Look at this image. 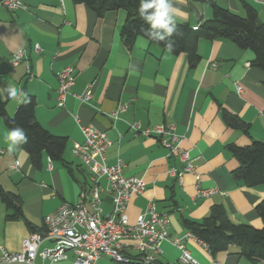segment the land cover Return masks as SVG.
I'll use <instances>...</instances> for the list:
<instances>
[{
  "label": "crops",
  "instance_id": "obj_1",
  "mask_svg": "<svg viewBox=\"0 0 264 264\" xmlns=\"http://www.w3.org/2000/svg\"><path fill=\"white\" fill-rule=\"evenodd\" d=\"M14 1L20 7L0 4V96L10 115L18 103L7 97L6 87H18L34 97L36 120L67 138L66 164L44 155L42 167L36 169L21 146L8 154L5 135L10 129L0 118V184L19 195L22 209V217L7 219L0 201V247L18 251L32 229L44 232V216L63 202H76L87 175L78 160L73 163L66 155H73L74 143L84 140L82 128L90 126L110 141L105 163L120 160L125 176L141 177L146 183L145 190L128 201L129 223L153 202L167 215L170 239H181L199 264H264L241 256L235 245L213 258L202 242L185 236L188 231L182 224L183 218L198 221L212 205L222 204L232 222L262 225L255 206L264 197V184L248 187L236 181L232 171L238 161L227 149L229 144L246 146L264 140V71L251 65L253 52L223 38L199 39V60L191 67L186 54H173L140 36L126 46L120 34L126 19L123 9L98 16L87 4L74 0ZM212 2L239 15H245L246 2L264 23V5L255 0H172L174 20L194 27L212 17ZM18 50H23L24 58L12 64V54ZM65 67L73 68L75 79L64 105L58 106L56 74ZM236 85L241 86L239 93ZM87 86L92 94L82 103L75 95ZM120 105H126L125 110L111 119L110 113ZM223 110L246 123L248 133L228 126ZM133 123L149 129L172 126L199 179L186 173L178 184L167 170L179 167V161L168 155L156 135L131 129ZM197 189L213 192L196 196ZM103 209H110L107 199ZM160 250L159 263L183 264L178 260L180 250L170 241H162ZM33 264L74 263L68 252L66 259L56 262L36 256ZM96 264L138 263H118L103 254Z\"/></svg>",
  "mask_w": 264,
  "mask_h": 264
},
{
  "label": "built area",
  "instance_id": "obj_2",
  "mask_svg": "<svg viewBox=\"0 0 264 264\" xmlns=\"http://www.w3.org/2000/svg\"><path fill=\"white\" fill-rule=\"evenodd\" d=\"M255 1L264 5V0ZM0 4L8 9L20 7L14 0H0ZM38 49L39 46L35 45V50ZM23 58V50H18L12 54L11 62L17 64ZM26 73L31 76L28 68ZM56 76L57 104L63 106L74 84L75 73L72 67H65ZM235 89L239 93L241 86L236 85ZM91 94L92 89L87 86L75 97L87 103ZM125 108L126 105H120L110 113V118L117 119L119 111ZM131 129L143 135H156L160 144L168 150V155L179 161V167L169 166L167 170L178 184L182 183L186 173L199 179L188 150L180 146L172 126L161 124L149 129L133 123ZM82 132L84 140L75 142L71 148L87 175L86 184L80 188L76 202H63L54 212L44 216V232H30L22 239L18 251L0 247V264H33L36 256L56 262L66 259L68 252L72 253L74 264H96L103 254L118 263L162 264L158 262L162 241H170L180 250L178 260L181 263L199 264L183 246L181 239H170L167 215L159 212L153 202H149L135 221L129 223L126 211L128 201L132 196L141 194L146 183L141 177L125 176L120 160L113 165L105 163V150L110 141L103 132L90 126L83 127ZM102 179L105 180L104 185ZM212 192L197 189L196 196H208ZM106 199L110 205L108 212L103 209ZM185 236L193 237L189 232ZM46 241L50 244L45 245Z\"/></svg>",
  "mask_w": 264,
  "mask_h": 264
},
{
  "label": "trees",
  "instance_id": "obj_3",
  "mask_svg": "<svg viewBox=\"0 0 264 264\" xmlns=\"http://www.w3.org/2000/svg\"><path fill=\"white\" fill-rule=\"evenodd\" d=\"M82 2L93 9L98 16L107 11L123 9L126 19L121 26L120 34L126 46H131L136 37L147 39L141 31V26L148 25L138 16L140 0H74ZM212 17L196 26L175 21L178 35L173 36V54L184 53L188 64L193 67L199 60L197 44L199 39L214 40L227 39L242 49H250L254 57L251 65L264 71V23L260 22L256 10L244 2L245 15H239L231 10L211 3ZM163 49V42L148 40ZM28 103H18L14 113L8 114L5 101L0 96V118L8 129L21 127L25 130L28 142L21 148L28 154L30 163L36 169L42 167L44 155L53 162L66 164L63 152L67 144L65 136L55 135L43 127L35 118V99L27 94ZM225 123L233 128L248 133V125L237 116L226 110L222 111ZM238 161L233 169V178L241 184L254 187L264 184V140H254L246 146L227 145ZM0 201L6 210V218L22 217L21 198L18 194L5 190L0 184ZM262 225L257 228L248 223H234L226 213L222 204H214L209 213L202 219L195 221L182 219L186 230L205 245L210 255L215 258L219 253L228 251L229 246L238 247V253L254 263L264 262V197L256 204ZM29 225V223H27ZM30 226V225H29ZM31 232H37L32 229Z\"/></svg>",
  "mask_w": 264,
  "mask_h": 264
},
{
  "label": "clouds",
  "instance_id": "obj_4",
  "mask_svg": "<svg viewBox=\"0 0 264 264\" xmlns=\"http://www.w3.org/2000/svg\"><path fill=\"white\" fill-rule=\"evenodd\" d=\"M138 16L147 25V28L141 26L147 40L157 43L163 42L168 51L174 48V35H178L177 25L174 20L175 9L172 0H140L137 9ZM9 99L17 103H28L27 93L18 87L8 86L4 89ZM8 154H13L20 150V146L28 142L25 130L21 127H14L7 131L5 135ZM27 155V154H26Z\"/></svg>",
  "mask_w": 264,
  "mask_h": 264
},
{
  "label": "rangeland",
  "instance_id": "obj_5",
  "mask_svg": "<svg viewBox=\"0 0 264 264\" xmlns=\"http://www.w3.org/2000/svg\"><path fill=\"white\" fill-rule=\"evenodd\" d=\"M65 155H66V154H65ZM66 157H67V160L69 159V160L72 161L73 163L77 162V160H78V159H76L73 155H71V154H69V153L66 155ZM101 181H102V184L104 185V184H105V180L102 179Z\"/></svg>",
  "mask_w": 264,
  "mask_h": 264
}]
</instances>
